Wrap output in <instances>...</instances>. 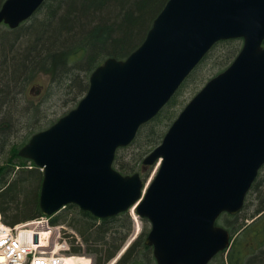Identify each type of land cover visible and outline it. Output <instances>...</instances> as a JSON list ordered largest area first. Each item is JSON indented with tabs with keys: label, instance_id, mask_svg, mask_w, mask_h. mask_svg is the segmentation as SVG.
I'll return each instance as SVG.
<instances>
[{
	"label": "water",
	"instance_id": "water-1",
	"mask_svg": "<svg viewBox=\"0 0 264 264\" xmlns=\"http://www.w3.org/2000/svg\"><path fill=\"white\" fill-rule=\"evenodd\" d=\"M44 2L5 0L0 25L17 28ZM233 38H243L234 61L143 160L160 162L149 185L139 171H118V149L135 140L218 41ZM19 154L44 171V214L77 204L106 218L140 202L157 264H209L232 243L218 218L242 211L264 166V0H168L142 44L99 65L78 105L33 134Z\"/></svg>",
	"mask_w": 264,
	"mask_h": 264
},
{
	"label": "trees",
	"instance_id": "trees-1",
	"mask_svg": "<svg viewBox=\"0 0 264 264\" xmlns=\"http://www.w3.org/2000/svg\"><path fill=\"white\" fill-rule=\"evenodd\" d=\"M4 1L0 0V9ZM167 1L46 0L19 27L12 29L1 24L6 27L3 35L0 34V211L5 223L16 225L44 215L40 205L43 172L34 162L19 154L36 133L29 125V135L21 136L26 127L22 121L25 114L18 104L25 84L39 70L51 71L59 88L67 89L74 99L77 95L84 96L93 71L107 58L124 59L138 48ZM242 41V38H234L217 43L222 48L238 42L226 54V57L230 56L227 66L237 56ZM223 67L219 72L226 68ZM175 100L176 95L158 115L142 125L130 145L118 149L114 166L123 174L138 171L144 157L162 142L175 119L171 109ZM135 146L140 148V153L132 166L126 162V155L121 156L119 152ZM250 193L255 194L258 201L251 215L242 210L237 215L224 213L218 219V224L229 228L232 233L240 230L241 235L233 241L227 257L221 252L210 264H264V166ZM66 208L68 213L65 215L71 216L68 224L81 235L84 243V246L72 245L71 250L92 254L94 264H107L116 257L133 231L128 212L100 219L76 204H69ZM62 216L63 213L53 216L52 224L66 223L68 218L62 219ZM238 216L242 217L243 224L229 227L228 218ZM149 231L144 229L115 264H157L153 247L146 244Z\"/></svg>",
	"mask_w": 264,
	"mask_h": 264
},
{
	"label": "rangeland",
	"instance_id": "rangeland-1",
	"mask_svg": "<svg viewBox=\"0 0 264 264\" xmlns=\"http://www.w3.org/2000/svg\"><path fill=\"white\" fill-rule=\"evenodd\" d=\"M5 30L6 27L4 25H1L0 34L3 35ZM237 44L238 42L231 43L230 45L227 44L225 47L222 48L220 47L221 45L217 44V46H215L211 50L208 56H206L207 58L197 67V70H195L196 72L188 80L184 82V84L176 93V100L173 103V105L171 104V109L174 118H176L179 112H181V110L189 102V100L195 95V93L204 86L207 79H209L211 76L213 77L216 74H218L221 66L224 67L227 66L226 64L229 61L230 56L226 57V54L233 47H236ZM1 45H2V38L0 37V46ZM242 46H243V41L240 46V49ZM57 81L58 80L57 78H55L53 72L39 70L35 74V76H33L30 79V81L25 84V87L23 88L21 94H19V104H18V106L20 107L19 109L22 110L21 112L25 114L24 116L25 118L23 117L24 120L22 119L21 120L24 121V124L27 127V128L25 127L21 131L22 137H26L29 135L30 132L29 125H31V127L33 126L31 129L35 130L36 132L48 128L55 121L61 118V116L65 115L72 108H74L77 100H80L83 97V95L82 97L80 95L79 96L77 95V97L74 99L73 95L69 94L67 89L59 88ZM139 150L140 148L139 147L137 148V146H135L134 148H130L129 150H125L124 152H121L120 150L121 153L119 152V154L121 156L125 154L126 162H128L130 165L133 166L134 165L133 160L137 156L138 152L140 153ZM141 166L142 167L138 169V171H140L144 177H147V180L149 182V180L154 177L158 164L156 163L155 165L154 164L152 165V164H144L142 162ZM43 179H44V173H43ZM257 202L258 201L256 199V195L250 193L247 197L246 207L245 209L243 208L242 210H245L247 215H251L254 212L255 208L257 207ZM62 213H63L62 219H65L67 217L65 214L68 213V208L62 209L56 215L58 214L60 215ZM240 213H242V211ZM128 214L130 216V219L132 220L133 231L131 232L129 238L127 239L128 242L126 241L121 251L116 255V257H114L107 264H115L122 256V254L126 251V248L130 245V243L133 242L144 229H148V230L151 229V223L148 219L141 218L140 216H138V219L135 218L134 214H136V210L134 212L130 211L128 212ZM67 218L68 219H66L67 220L66 223L63 222L61 224H56V225L52 224L50 219V223H51L50 226L53 228L52 237L50 241L51 248H54L55 246H57V244L60 246H66V242L69 245V247H71L72 245H79V244L84 246L81 235L75 230V228H73L68 224V221L71 220V216ZM228 220H229L228 221L229 227L230 225L232 226L233 225L237 226L238 224L241 225L244 222L242 217L239 218V216L236 218L230 217L228 218ZM138 224H139V228L137 229ZM239 231H235L232 233L234 238L233 241L237 236L241 235L240 234L241 231L240 232ZM78 235L81 237V239L79 238ZM229 250H231V247ZM229 250H227L224 253V257H227ZM76 255H84L87 257H92L93 261H95V256L86 252H82Z\"/></svg>",
	"mask_w": 264,
	"mask_h": 264
},
{
	"label": "built area",
	"instance_id": "built-area-1",
	"mask_svg": "<svg viewBox=\"0 0 264 264\" xmlns=\"http://www.w3.org/2000/svg\"><path fill=\"white\" fill-rule=\"evenodd\" d=\"M44 221L41 218L35 222ZM21 227L0 222V264H67L65 256L48 249V239L40 238L36 243L33 237L28 239L22 236Z\"/></svg>",
	"mask_w": 264,
	"mask_h": 264
},
{
	"label": "bare ground",
	"instance_id": "bare-ground-1",
	"mask_svg": "<svg viewBox=\"0 0 264 264\" xmlns=\"http://www.w3.org/2000/svg\"><path fill=\"white\" fill-rule=\"evenodd\" d=\"M134 215H135V218L138 219L137 213L134 214ZM138 228H139V224H138L137 229ZM40 232H41L42 236H45V238H46V237H48L51 234V229H49V228H40L38 233H40ZM67 264H78V263H77V261L75 259L68 258L67 259Z\"/></svg>",
	"mask_w": 264,
	"mask_h": 264
}]
</instances>
